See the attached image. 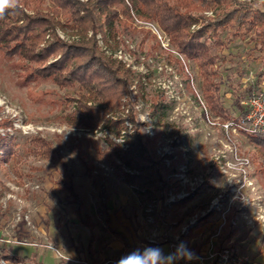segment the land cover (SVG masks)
<instances>
[{
	"label": "rangeland",
	"instance_id": "1",
	"mask_svg": "<svg viewBox=\"0 0 264 264\" xmlns=\"http://www.w3.org/2000/svg\"><path fill=\"white\" fill-rule=\"evenodd\" d=\"M237 1L264 11V0ZM214 6L195 13L204 19L192 30L217 16L220 9ZM41 7L47 8L48 4ZM140 20L155 24L164 38L160 40L146 24H137L135 20L116 41L108 43L102 31L96 34L103 55L112 56L133 73L129 94L107 118H127V126L131 124L128 110L133 107L146 136H158L157 155L160 158L168 155L174 162L172 166L180 174L185 173L186 178L203 176L206 183L189 199L179 201L172 209L165 208L167 200H177V196L192 192L185 179L176 178L172 189L159 190L156 196L128 182L121 170L100 158L94 146L106 148V137L117 142L116 129L101 124L89 130L65 122V114L76 106L66 97H76L77 88L60 89L51 79L27 82L25 62L19 57L7 58L0 52V124L4 121L12 124L0 126V134L8 138L7 149L12 152L7 159L0 151V264H16L4 261L2 250L28 257L19 264H118L129 255L137 257L113 230L122 233L144 257L157 262L162 263L164 258L165 264H210L224 217L238 222L233 227V238L243 239L233 251L249 256L252 263L264 260V220L260 217H264V152L243 129L237 133L226 131L224 118L216 116L206 101L198 64L178 52L156 21ZM58 35L66 42L79 40L69 30L58 29ZM208 37L214 44L216 38ZM219 38L224 45H214L213 51L219 56L214 81L220 83L225 107L236 117L243 112L241 104L249 96L242 97L241 90L264 89L263 39L254 31L234 38L230 30L221 32ZM46 40H50L49 35ZM154 104L166 106L165 115L153 118ZM38 137L54 147L62 142L60 155L81 192L85 215L95 224L92 253L88 249L90 230L76 218L69 194L58 186L60 163L51 162L38 152L34 144ZM226 143L235 145L239 155L250 160L249 170L256 189L231 202L233 195H226L224 209H213L199 220L207 214L212 201L227 189L228 174L213 163L218 149H223ZM174 211L179 212L178 220L182 221L177 225ZM193 220H199L198 225L190 230L188 238L183 237L182 229ZM146 242L165 246L167 251L153 254L150 250L154 249ZM199 243H203L199 253H189ZM173 252L178 255L176 259Z\"/></svg>",
	"mask_w": 264,
	"mask_h": 264
},
{
	"label": "trees",
	"instance_id": "2",
	"mask_svg": "<svg viewBox=\"0 0 264 264\" xmlns=\"http://www.w3.org/2000/svg\"><path fill=\"white\" fill-rule=\"evenodd\" d=\"M47 3V8L41 5ZM214 7L220 9L217 16L199 29L192 30L203 18L202 13ZM147 19L156 21L170 36L171 43L188 59L194 60L204 79L203 91L211 111L225 121L234 120L238 124L249 122L246 112L233 116L225 107L220 94V83L214 81L217 71L214 66L219 56L213 51L214 45L224 43L219 34L230 30L234 38L243 37L253 31L262 38L264 44V11L253 9L237 0H17L13 8H7L0 16V52L7 58L19 57L25 62L27 82L38 78L51 79L60 89L77 88L76 97L67 95L69 103L75 102V108L66 113L65 122L84 129H96L101 124L116 129L117 137H123V144L106 137L108 146L102 148L95 144L100 158L118 168L125 179L152 195L159 190H165L169 184L165 177L175 167L166 168L162 158L156 153L158 136L149 138L143 131V126L137 121L133 107L128 110V118L132 124L129 133L126 126L127 118L108 119V113L118 110L122 98L129 94V84L133 73L121 62L105 57L97 46L96 34L103 32L106 41H116L117 36L129 29L134 20ZM58 29L71 31L79 40L66 42L58 35ZM92 36L89 37V33ZM49 35L50 40H46ZM216 38L214 44L208 36ZM264 75V73L262 74ZM235 91L238 87L234 88ZM257 87L241 90L242 97L251 95ZM166 106L154 104L152 117L165 115ZM12 124L4 121L1 127ZM123 131H126L123 133ZM248 137L254 145L264 152V133H249ZM8 138L0 134V151L12 156L7 149ZM34 144L38 152L51 162L59 161L60 171L58 186L66 191L71 199L73 213L76 218L91 232L88 249L92 253L95 242V224L84 213V202L81 192L74 183L67 164L63 161L60 150L62 142L54 147L51 142L35 138ZM78 149V148H77ZM130 170L128 172L126 170ZM173 218L178 220V211L173 212ZM210 215V214H209ZM227 223L219 234V247L233 248L243 239L230 242L235 236L234 230ZM116 237L132 248L141 264H155L152 258L144 257L128 239L120 232L113 230ZM216 233V232H215ZM151 249L159 245L146 242ZM203 243L190 248V253L198 254ZM4 261L19 264L28 257L15 256L2 250ZM211 264H220L216 259Z\"/></svg>",
	"mask_w": 264,
	"mask_h": 264
},
{
	"label": "built area",
	"instance_id": "3",
	"mask_svg": "<svg viewBox=\"0 0 264 264\" xmlns=\"http://www.w3.org/2000/svg\"><path fill=\"white\" fill-rule=\"evenodd\" d=\"M127 1L129 2V0ZM135 21L137 24H143V25L146 24V26H148L151 29V31L160 40L164 38V35L161 33L160 29L155 24L149 23L147 21L144 22L138 18H136ZM111 54L113 55V53ZM115 54H117L116 51H115ZM241 105L243 107L242 108L243 112H246V120L249 122V126L247 127L245 123L238 124V122L234 120L224 121L223 126L225 127L226 131L228 133H230L231 131L233 133H237L238 131L243 129L247 136L249 133H254V132L264 133V89H259L253 92L251 95L248 96L246 100L242 102ZM204 111L207 112L206 107L204 108ZM127 127H128L127 131L131 133L132 125L128 123ZM125 132L126 131H123V133ZM123 141L124 139L122 136L119 137L117 140V142H119L120 144H123ZM218 152L219 153L217 154V156H215V158L213 159V163L215 165H218L225 174H228V176L226 177L227 189H224L223 193L219 194L212 201L211 207L208 210L207 214H204L199 220H202L203 218L208 216L210 213H212L213 209H219V210L224 209L225 205L223 203L225 201L224 198L226 195L227 196L233 195L231 199L229 200V202H231L233 198L235 199L239 195H244L246 191H249V190L253 191L256 189L255 182L252 179L253 177L251 176V172L249 170L250 160L240 156L238 152V148L235 145L226 143L223 149L221 148L218 149ZM170 159L171 158L168 155L167 156L164 155L162 157V160L166 168L168 169L173 168L172 165L174 164L173 160L172 159L170 160ZM187 161L188 160H186V163ZM186 166L187 164H185V168ZM181 170L183 171V169ZM233 170H236V171L234 172ZM176 178L181 179V180L185 179V181H187L186 183H189L191 187L190 189L192 192H188L186 195L181 196V197L177 196L178 197L177 200H174V199L167 200L164 203L165 208L167 206H170V209H172L174 205L189 199L192 193H194L196 189H198L199 187H201L202 185L206 183V179L203 176L194 177V178H186V174L185 173L180 174L178 172V168H176L175 171L169 172L167 176L165 177L166 182H168L169 184L168 188L165 189V191L172 189L173 187L172 181L175 180ZM179 199H182V200H179ZM229 208L230 206L228 207V209ZM260 217L261 219L264 220L263 216H260ZM224 218H225V222L224 224H222L221 228L219 229V233L216 232L218 234V237H219L222 227L228 221L227 219L228 217L227 218L224 217ZM247 218L248 217L245 216V219ZM199 220H193L190 222L189 225L184 227L181 232L182 236L188 238L190 236V230L194 229V227L198 225ZM177 224H179L178 221H175L174 225H177ZM229 224H230V227L233 229V227H237L238 222L234 220H230ZM150 243H153V242H150ZM172 256L174 259L178 257L176 252H173ZM216 259L219 261L220 264H252V261L249 256L245 254L235 253L233 249L230 247H223V246L219 247V241H218V245L213 249V252L211 253L210 264ZM263 264H264V260H263Z\"/></svg>",
	"mask_w": 264,
	"mask_h": 264
},
{
	"label": "clouds",
	"instance_id": "4",
	"mask_svg": "<svg viewBox=\"0 0 264 264\" xmlns=\"http://www.w3.org/2000/svg\"><path fill=\"white\" fill-rule=\"evenodd\" d=\"M17 4V0H0V16L5 14V10L7 8H13ZM153 254H155L158 250H150ZM118 264H141L139 258L134 255H129L126 258H122Z\"/></svg>",
	"mask_w": 264,
	"mask_h": 264
},
{
	"label": "crops",
	"instance_id": "5",
	"mask_svg": "<svg viewBox=\"0 0 264 264\" xmlns=\"http://www.w3.org/2000/svg\"><path fill=\"white\" fill-rule=\"evenodd\" d=\"M178 213H179V212H178ZM235 240H236V239L232 238L230 242H233V241H235ZM154 250H158L157 252H161V251H162V252L166 253L167 248H165V246H160V247H158V248H155ZM153 261L155 262V264H165V263H164V261H165L164 258H163L162 263H161V262H157L155 259H153ZM260 262L263 263V261L256 259V260H255V263H252V264H259Z\"/></svg>",
	"mask_w": 264,
	"mask_h": 264
}]
</instances>
